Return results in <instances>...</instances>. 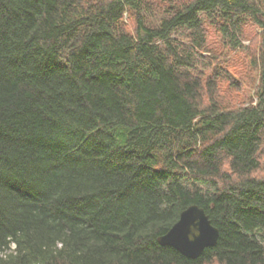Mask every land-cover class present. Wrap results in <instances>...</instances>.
<instances>
[{
  "label": "trees",
  "instance_id": "trees-1",
  "mask_svg": "<svg viewBox=\"0 0 264 264\" xmlns=\"http://www.w3.org/2000/svg\"><path fill=\"white\" fill-rule=\"evenodd\" d=\"M263 145L264 0H0V264H264ZM191 204L195 258L157 240Z\"/></svg>",
  "mask_w": 264,
  "mask_h": 264
},
{
  "label": "water",
  "instance_id": "water-1",
  "mask_svg": "<svg viewBox=\"0 0 264 264\" xmlns=\"http://www.w3.org/2000/svg\"><path fill=\"white\" fill-rule=\"evenodd\" d=\"M218 229L202 207L191 204L182 210L178 220L157 238L161 245L174 247L187 257L199 256L205 247L215 245Z\"/></svg>",
  "mask_w": 264,
  "mask_h": 264
},
{
  "label": "rangeland",
  "instance_id": "rangeland-1",
  "mask_svg": "<svg viewBox=\"0 0 264 264\" xmlns=\"http://www.w3.org/2000/svg\"><path fill=\"white\" fill-rule=\"evenodd\" d=\"M131 18L129 17L128 14H125L124 16V24L128 29L131 28L132 23H131ZM262 32V28H259L257 25H252L251 27H248V30L246 32V37L243 40L244 45L248 46L253 53L256 55L258 54V47L260 46V35ZM208 40L210 47L213 49L217 50L219 48H222L220 44V39L219 35L215 30L212 28L208 29ZM249 49V50H250ZM253 56V55H252ZM251 56V57H252ZM243 55L240 54H235L234 51H231L227 53V56L224 57V62L227 65V68L236 76L237 83L242 82L239 80L242 79H247L248 77H255V70L254 66L250 65V68H246L245 66H241L240 62L241 59H243ZM249 61V58L246 59V62ZM247 83V81H245ZM252 85L256 86V80L255 81H249ZM241 88L234 86V85H229L228 82H225L221 88H220V99L223 101L224 104L227 105H237V104H242L243 99L242 97V92L240 90ZM250 93H253V90H251ZM261 155H263V160H264V145L261 151ZM11 246H14L13 244Z\"/></svg>",
  "mask_w": 264,
  "mask_h": 264
}]
</instances>
